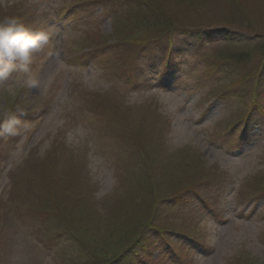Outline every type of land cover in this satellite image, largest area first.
<instances>
[{
	"label": "rangeland",
	"instance_id": "374dc122",
	"mask_svg": "<svg viewBox=\"0 0 264 264\" xmlns=\"http://www.w3.org/2000/svg\"><path fill=\"white\" fill-rule=\"evenodd\" d=\"M152 11L176 14L159 43ZM6 16L49 40L35 88L0 81V264H65L89 251L76 235L108 264L145 228L132 264H264V0H0ZM244 124L262 128L241 155Z\"/></svg>",
	"mask_w": 264,
	"mask_h": 264
},
{
	"label": "clouds",
	"instance_id": "9594fccd",
	"mask_svg": "<svg viewBox=\"0 0 264 264\" xmlns=\"http://www.w3.org/2000/svg\"><path fill=\"white\" fill-rule=\"evenodd\" d=\"M44 33L33 32L14 16L0 19V81L8 80L13 74H22V83L35 88L38 81L32 72L33 55L48 43ZM16 134L13 124L4 129Z\"/></svg>",
	"mask_w": 264,
	"mask_h": 264
},
{
	"label": "trees",
	"instance_id": "16d2710c",
	"mask_svg": "<svg viewBox=\"0 0 264 264\" xmlns=\"http://www.w3.org/2000/svg\"><path fill=\"white\" fill-rule=\"evenodd\" d=\"M121 1H124V0H121ZM172 12V11H170ZM169 12V13H170ZM167 14V13H166ZM164 14V15H166ZM175 16L176 14L174 13L173 16H170L169 18L163 16V15H160L159 16V13L155 12V11H152V12H149V14L145 17H148V18H145L143 17L141 23H144L146 24V22L148 23V26H150V30L151 31L150 33L152 34V40L154 41H157L159 43V41L161 39H164L166 37H169L172 35L171 33V29L174 28L173 24H177L175 23ZM178 25V24H177ZM194 27H197V26H194ZM215 29H218V30H215ZM197 32V33H202L200 31V27L197 28H193V29H190V32ZM208 32H210L208 35L209 36H212V35H215V34H218L219 32L218 31H221L220 34L223 35V37H226L225 35H227V32L224 30H221L219 28H214L212 30H207ZM206 31H204L202 34L204 35ZM218 32V33H216ZM225 34V35H224ZM220 37V36H219ZM229 38H225L224 40H222L223 42H226L228 41ZM157 43V44H158ZM239 43V42H238ZM160 45V44H159ZM256 49L253 50L254 53L258 54V56H264V42H262L261 44H259V46L255 47ZM257 50V51H256ZM248 53V52H247ZM246 52H237L235 55L233 54L234 59L236 60V62L238 63H244L245 60H248V54ZM245 125V124H244ZM249 128L247 127V125H245V128L242 129L241 133H240V139L238 138V141L237 142H234V144L232 145L233 147H237L236 145L241 142L242 140L244 141L248 135V133L246 132ZM232 147V148H233ZM264 193V191H262ZM260 196H257L255 195V197H251L249 198V201L248 202H255V199H259ZM152 232L156 231V229H151ZM149 231V229L145 228L143 230V232H141L140 234L137 235V237L134 239V242H130V244L127 245V247H125L124 249H122L121 251H119L116 255L115 258H113L111 261L108 262V264H132V261L134 259V256L136 255V253H138V248H140V245H142V239H144V234L143 233H147ZM154 232V233H155ZM76 241H74V243L78 245L81 244V246H79L78 248L82 251V249L84 247H86L89 251L85 254H77V256L73 257V258H68V257H64L63 259H65L66 263L65 264H99L98 262H93L95 259L96 254L92 255L93 253H90L91 252V246H85L83 245L84 243H82L80 241V239L77 237L76 235ZM77 241H80V242H77Z\"/></svg>",
	"mask_w": 264,
	"mask_h": 264
}]
</instances>
